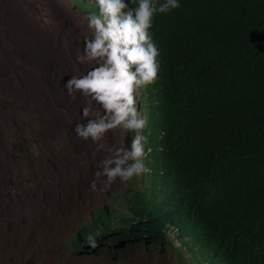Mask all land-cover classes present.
<instances>
[{
	"label": "clouds",
	"instance_id": "obj_1",
	"mask_svg": "<svg viewBox=\"0 0 264 264\" xmlns=\"http://www.w3.org/2000/svg\"><path fill=\"white\" fill-rule=\"evenodd\" d=\"M70 1L87 12L92 30L77 61L97 65L65 84L73 99L77 92L90 98L82 109L87 123H77L75 133L91 140L95 152L110 155L101 160L89 188L88 218L67 231L57 253L65 259L105 255L118 262L132 252L155 251L167 264H250L239 260L223 235L202 225L185 205L191 174L184 169V144L174 140V121L180 112L174 106L170 111L164 107L161 72L167 50L151 30L155 16L179 8V0ZM93 102L103 115L95 114ZM118 131L122 141L132 140L131 149L105 142L109 132ZM83 158L87 165L88 148ZM44 169L45 176L37 180L42 193H37V186L32 188L29 195L36 202L24 206L25 217L13 200L0 201L14 204L23 223L35 215L39 201L62 193L61 179L82 177L74 171L58 176L59 168L52 165ZM19 177L20 172L14 171L10 178Z\"/></svg>",
	"mask_w": 264,
	"mask_h": 264
},
{
	"label": "rangeland",
	"instance_id": "obj_2",
	"mask_svg": "<svg viewBox=\"0 0 264 264\" xmlns=\"http://www.w3.org/2000/svg\"><path fill=\"white\" fill-rule=\"evenodd\" d=\"M68 1L0 0V201L13 200L25 217L24 206L36 202L29 193L45 176L44 167L59 168L58 176L72 171L82 176L61 179L62 193L39 201L26 223L14 204L0 202V264H167L155 251L132 252L118 262L105 255L65 259L57 253L67 231L88 218L89 188L101 160L110 155L95 152L91 140L75 133L77 123H87L82 109L90 98L77 92L73 99L65 84L97 65L77 61L92 30L87 12ZM92 109L103 115L95 102ZM119 133L109 132L105 142L131 149L132 140L122 141ZM14 171L21 177L10 178ZM36 191L42 193L40 185Z\"/></svg>",
	"mask_w": 264,
	"mask_h": 264
},
{
	"label": "trees",
	"instance_id": "obj_3",
	"mask_svg": "<svg viewBox=\"0 0 264 264\" xmlns=\"http://www.w3.org/2000/svg\"><path fill=\"white\" fill-rule=\"evenodd\" d=\"M179 3L151 30L167 50L164 107L180 112L185 205L239 260L264 264V0Z\"/></svg>",
	"mask_w": 264,
	"mask_h": 264
}]
</instances>
